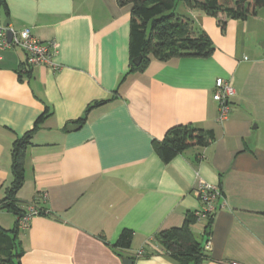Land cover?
I'll return each mask as SVG.
<instances>
[{"label":"crops","instance_id":"1","mask_svg":"<svg viewBox=\"0 0 264 264\" xmlns=\"http://www.w3.org/2000/svg\"><path fill=\"white\" fill-rule=\"evenodd\" d=\"M6 1L0 26L9 18L10 29L30 28L38 40L57 43L56 69L28 65L18 46L0 50L5 229L18 219L1 208L13 181V142L46 115L26 152L22 188L30 183V200H20L22 188L16 197L24 210L30 204L43 210L20 231L22 264H178L156 237L203 207L202 182L220 186L222 196L209 236L205 221L192 225L207 256L198 264H264V9L226 18L222 28L218 17L180 4L179 13L212 40V55L152 60L123 79L131 61L130 3ZM217 78L236 90L223 119L213 99ZM103 100L78 129L67 130ZM175 125L212 129L215 140L165 162L153 141ZM123 229L133 232L131 245L115 247Z\"/></svg>","mask_w":264,"mask_h":264},{"label":"trees","instance_id":"2","mask_svg":"<svg viewBox=\"0 0 264 264\" xmlns=\"http://www.w3.org/2000/svg\"><path fill=\"white\" fill-rule=\"evenodd\" d=\"M120 5L131 4L130 10V66L123 79L132 72L144 71L152 60L167 61L172 58L196 56L208 57L214 52V44L208 34L193 24V21L178 11L180 4L188 8H199L207 14L218 17L222 28L225 19H247L264 9V0H117ZM3 8L9 12L6 0H0ZM142 56L136 65L133 60ZM122 79V80H123ZM117 92V91H116ZM107 102L103 100L88 106L82 118L76 121L81 125L93 106ZM46 115H41L32 130L18 137L12 147L13 181L7 195L1 200L2 207L15 213L18 218L24 209L18 205L17 192L25 181V159L31 138ZM215 140L212 129L193 125H175L168 129L165 136L153 141L155 152L168 162L177 154L194 146H208ZM43 211V210H42ZM195 211L187 214L179 227L161 231L157 235L162 248L178 264H198L205 260L201 243L192 232V225L198 221ZM43 213V212H42ZM212 218L205 224V232H211ZM20 231L18 219L11 229L0 225V264H22L20 248ZM133 232L123 229L114 246L128 248L131 245Z\"/></svg>","mask_w":264,"mask_h":264},{"label":"built area","instance_id":"3","mask_svg":"<svg viewBox=\"0 0 264 264\" xmlns=\"http://www.w3.org/2000/svg\"><path fill=\"white\" fill-rule=\"evenodd\" d=\"M7 27L0 26V50L8 46H18L27 55L28 65L50 66L54 69L58 68L53 62V56L57 52V43L55 41L44 42L38 40L31 32L30 28H24L20 31H14L11 29L12 38L11 41L7 39ZM215 92L213 99L220 104V119L227 116L228 113V100L235 95V88L223 78H217L215 82ZM199 199L203 204L201 209L195 210V216L198 221H207L213 218L216 212V202L222 196V190L220 186L211 184L208 182H202L197 187ZM39 198L43 201L47 200V194L42 193ZM42 209L36 204H30L26 207L22 215L18 218V224L20 229H26L30 223V220L35 215H40ZM206 249H209V240L206 243ZM145 249H139L136 253L137 256H143ZM230 264H242L239 261H231Z\"/></svg>","mask_w":264,"mask_h":264},{"label":"water","instance_id":"4","mask_svg":"<svg viewBox=\"0 0 264 264\" xmlns=\"http://www.w3.org/2000/svg\"><path fill=\"white\" fill-rule=\"evenodd\" d=\"M9 24H10V19L9 18H7L5 21H4V23H3V25L5 26V27H7V31H6V33H7V39H8V41H11V38H12V32H11V29L9 28ZM141 59H142V56L140 55V56H138L137 58H135L134 60H133V62L136 64V65H138L139 64V62L141 61ZM81 125L79 124V123H69L68 125H67V130L68 131H74V130H76V129H78L79 127H80ZM132 260H130V259H125L124 260V263L125 264H132Z\"/></svg>","mask_w":264,"mask_h":264},{"label":"rangeland","instance_id":"5","mask_svg":"<svg viewBox=\"0 0 264 264\" xmlns=\"http://www.w3.org/2000/svg\"><path fill=\"white\" fill-rule=\"evenodd\" d=\"M30 192H31V190H30V183H27V185L25 184V186L19 192V198H20V200L27 198L26 200L29 201L30 199L27 196L30 195Z\"/></svg>","mask_w":264,"mask_h":264}]
</instances>
